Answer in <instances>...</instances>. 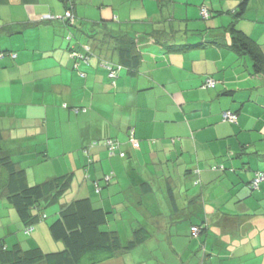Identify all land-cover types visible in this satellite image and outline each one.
Here are the masks:
<instances>
[{"label":"crops","instance_id":"obj_1","mask_svg":"<svg viewBox=\"0 0 264 264\" xmlns=\"http://www.w3.org/2000/svg\"><path fill=\"white\" fill-rule=\"evenodd\" d=\"M190 1L197 7L188 6ZM239 1L120 0L118 10L98 12L121 21L131 34L150 31L152 22H172L203 29V40H210L231 23ZM201 5L214 16L191 27ZM0 7L9 15L0 16V124L4 145L26 169L28 183L71 172L72 200L89 197L114 210L126 238L141 223L152 231L134 249L98 264H264V182L249 187L254 171L264 169L258 162L264 156V77L252 74L248 56L213 43L167 50L145 34L136 47L141 61L135 70L124 67L112 80L93 57L81 66L84 77L69 58L68 26L41 21L63 14L61 1L0 0ZM123 7L124 17L117 14ZM236 25L264 52V0H250ZM225 39L230 43L228 32ZM99 53L119 60L117 49ZM209 76L214 88L203 87ZM224 110L237 112L238 121H224ZM106 138L118 142L115 153L103 145L92 148L95 162L84 170L90 156L83 147ZM6 176L0 166V245L44 249L38 237L33 241L24 233L4 191ZM147 182L149 193L142 189ZM153 213L157 217L147 218ZM205 218L208 231L193 238L190 225ZM38 224L37 233L49 241L48 226ZM162 242L169 255L155 251Z\"/></svg>","mask_w":264,"mask_h":264},{"label":"trees","instance_id":"obj_2","mask_svg":"<svg viewBox=\"0 0 264 264\" xmlns=\"http://www.w3.org/2000/svg\"><path fill=\"white\" fill-rule=\"evenodd\" d=\"M65 11L63 14H54L45 20L59 21L70 29L65 35L69 41L67 50L69 58L72 60L73 68L81 75L86 76V72L81 68L82 65L89 66L91 59L97 57L99 65L106 69L107 75L113 80L117 77L122 68L126 67L135 70L141 61L140 51L138 52V41L140 35H148L156 42H162L167 50L182 51L191 47L202 46L203 43H213L219 46H227L234 50L238 55L248 56L252 62V74L264 77V52L260 45L250 35L240 30L236 21L243 17L247 11L250 0H240L232 15L231 23L224 27L225 30L212 34V39L203 40L206 35L203 29H191L187 25L175 26L174 23L155 25L150 31L144 30L143 33H129L126 29L121 28V21L111 18L110 20L102 13H94V15H85L81 17L76 12L77 0H61ZM103 9V8H102ZM205 11V13H204ZM98 15L97 17H95ZM198 16L202 20H207L214 16V12L208 6L201 5ZM117 22V27L114 25ZM204 31V32H203ZM207 31V30H206ZM230 34V43L224 41L225 33ZM193 35V36H192ZM198 39L196 43L188 42V39ZM183 41V42H180ZM109 49H117L119 60L113 61L99 53ZM112 73V76L109 74ZM216 80L209 76L206 78L203 87L214 88ZM65 108H70L77 112L80 107H70L63 104ZM222 117L224 121L235 123L229 118ZM133 146L138 142L134 139L132 133L128 136ZM103 145L110 154H114L118 147V142L114 139L106 138L101 140H93L85 145L86 157L83 169L91 166L95 160L90 150L96 146ZM86 153V155H87ZM120 156H126V151L119 150ZM88 156V155H87ZM264 162V156L258 158V162ZM0 166L7 173L6 191L9 203L17 211L19 218L27 226H33L31 231H25L26 235H30L36 223L46 219L48 216L42 209L50 203L57 202L58 199L66 193L71 186L73 173L66 172L61 175L51 177L40 183L31 184L27 180V171L24 167L14 159L12 153L4 145V133L0 124ZM225 169L224 165H220ZM214 167H219L215 165ZM88 174V171H87ZM264 174V169H257L250 179L249 187L252 190L259 189L264 177L254 185L255 179ZM107 173L103 175V179H108ZM98 182L97 180L95 183ZM197 182V181H196ZM94 190L101 192L100 186L94 184ZM152 187L151 183H144L142 189L147 192ZM149 193V192H147ZM45 204V205H44ZM43 214H46L43 217ZM157 217L153 213L147 215V218ZM147 220V219H146ZM208 220L194 222L190 225V235L193 238L208 231ZM193 227L197 228L194 234ZM51 237L62 243L61 248L53 251H45L40 246L35 245L30 248H22L19 244L11 247L0 245V261L3 264H98L108 259L116 257L120 253L129 252L139 244L149 239L152 231L149 227L141 223L134 227L129 237H124L123 231L119 230L116 225L114 210L102 206L95 205L89 197H80L69 203H62L57 217L49 223L48 226Z\"/></svg>","mask_w":264,"mask_h":264},{"label":"rangeland","instance_id":"obj_3","mask_svg":"<svg viewBox=\"0 0 264 264\" xmlns=\"http://www.w3.org/2000/svg\"><path fill=\"white\" fill-rule=\"evenodd\" d=\"M59 1H61V0H59ZM119 1L120 0H77L79 16L83 15L81 17H85V15H87V16L94 15V13H97L102 8L103 9H105V8L112 9L113 6L116 8V10H118L119 9V7H118ZM194 3L196 4V2H194ZM184 5H186V3H184ZM187 5L191 6V7H197L196 5L191 4V1ZM15 8L20 9L24 13L23 8H21L20 6L19 7L17 6ZM28 11H30V8H29ZM127 12L128 11H127L126 7H123L122 9H120L118 11L117 14H120L121 16L123 15V17H124L127 14ZM2 14L4 15V17H6L8 15L7 14V8L0 7V16ZM203 22H205V21L202 20V19H199L198 21H192L190 23L192 25L191 27H193V26L200 27L201 25H199V24L203 25ZM17 155L19 156V153ZM30 183L31 184H35V182H30ZM72 198H73V191H71V190L68 191V192L66 191V193H64V195H62L58 199L57 202H53V203H50L49 205H46L42 209V211L46 212L48 217L46 219L40 221V224H45L46 226H49V223L51 221H53L57 217L58 212L60 211L62 203H66V202L69 203V202L72 201ZM38 225L39 224L36 223L35 227L38 226ZM38 231H39V229L36 227V230L33 231L32 234L29 235L30 240L35 241V240H37L36 237H38L39 238V242L42 243V247H44L43 250H45V251H53V250H58L59 249L58 246H56V242H58V241L54 240L51 237L50 233H49V241H48V240H46L45 234H41V230H40L39 233H37ZM48 232L47 233L45 232L47 234V236H48ZM48 242H49V244H48ZM59 243H61V242H59ZM155 251L158 252L159 256H163V254H165V253L168 254L169 253L170 247L168 245H166L165 242H162L161 247L155 248Z\"/></svg>","mask_w":264,"mask_h":264},{"label":"built area","instance_id":"obj_4","mask_svg":"<svg viewBox=\"0 0 264 264\" xmlns=\"http://www.w3.org/2000/svg\"><path fill=\"white\" fill-rule=\"evenodd\" d=\"M204 13H205V11H204ZM110 76H112V73H110L109 74ZM224 117H226V118H229L231 121H235L236 119H237V114L236 113H234V112H231V111H227V112H224ZM264 177V174L262 175H260V176H258L256 179H255V183H254V185H257L258 184V182L262 179ZM46 214H43V217L45 216ZM32 228H33V226H27L26 228H25V231H31L32 230ZM193 229V232H194V234H196L197 233V228L196 227H193L192 228Z\"/></svg>","mask_w":264,"mask_h":264}]
</instances>
